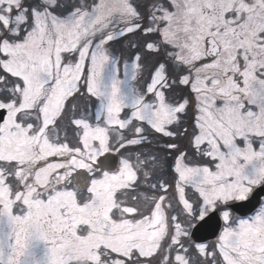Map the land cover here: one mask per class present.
Here are the masks:
<instances>
[{
    "label": "snow or ice",
    "instance_id": "6c2138e0",
    "mask_svg": "<svg viewBox=\"0 0 264 264\" xmlns=\"http://www.w3.org/2000/svg\"><path fill=\"white\" fill-rule=\"evenodd\" d=\"M264 264V0H0V264Z\"/></svg>",
    "mask_w": 264,
    "mask_h": 264
},
{
    "label": "rangeland",
    "instance_id": "374dc122",
    "mask_svg": "<svg viewBox=\"0 0 264 264\" xmlns=\"http://www.w3.org/2000/svg\"><path fill=\"white\" fill-rule=\"evenodd\" d=\"M45 252H46V246L43 244V242H40L33 249L32 264H42L44 260Z\"/></svg>",
    "mask_w": 264,
    "mask_h": 264
}]
</instances>
